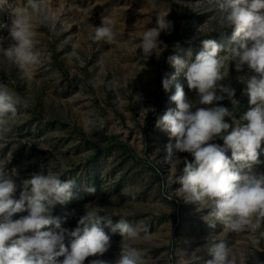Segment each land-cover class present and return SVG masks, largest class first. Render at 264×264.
Returning a JSON list of instances; mask_svg holds the SVG:
<instances>
[{
  "label": "rangeland",
  "instance_id": "1",
  "mask_svg": "<svg viewBox=\"0 0 264 264\" xmlns=\"http://www.w3.org/2000/svg\"><path fill=\"white\" fill-rule=\"evenodd\" d=\"M23 8L26 0H9ZM52 14L50 23L36 22L40 63L24 71L0 53V83L15 90L28 101L19 109L11 131L0 137V166L16 171L15 198L23 181L32 174H47L49 162L54 171L63 172L62 181L73 180V197L57 204L52 216L65 221L62 226L74 229L85 205L112 215L113 223L127 219L148 233L129 241L145 253V264H206L211 259L208 247L222 239L234 254H243L238 264H264V220L260 230L236 233L217 223L215 228L203 220L207 209L186 203L182 186L175 183L179 173L165 162L169 134L156 127L157 120L176 105L170 100L176 85H182L189 99L190 91L182 69L173 67L170 58L194 60L202 39H213L222 46L220 55L237 46L242 38L234 28H220L216 0H44ZM160 15L172 22L170 33L162 32L163 43L144 60L139 44L144 31L156 25ZM114 21V42L95 41V27L101 18ZM10 9L0 12V37H8ZM54 23L55 27H52ZM204 31L199 32L200 26ZM5 39L4 46L8 44ZM249 46L251 42L249 41ZM80 60L71 57L73 46ZM229 75L223 83L235 89L233 112L226 118L234 126L250 105L242 79L253 75L247 64L241 71L235 62L226 61ZM175 75L168 91L162 80ZM103 82V83H101ZM111 82V86L109 84ZM141 97L136 102L134 96ZM197 107H206L197 104ZM141 108L147 109L140 112ZM91 118L96 121L90 125ZM103 120V127L99 121ZM174 142V141H173ZM223 144V141H216ZM264 171V143L259 150ZM230 156V151L227 153ZM181 158L192 159L188 153ZM183 167V164L179 166ZM86 186L95 188L88 193ZM25 213H17L19 219ZM51 226L43 230H49ZM111 238V247L102 259L119 257L122 237L103 226ZM96 257H89L85 261Z\"/></svg>",
  "mask_w": 264,
  "mask_h": 264
},
{
  "label": "clouds",
  "instance_id": "2",
  "mask_svg": "<svg viewBox=\"0 0 264 264\" xmlns=\"http://www.w3.org/2000/svg\"><path fill=\"white\" fill-rule=\"evenodd\" d=\"M216 7L220 13L219 27L234 28L235 36L242 34L241 41L226 55H220L221 45L213 39H202L201 50L191 62L170 58L173 67L183 70L188 89L197 98L189 99L184 87L177 84L170 97L176 108L167 110L156 127L169 134L164 159L179 173L175 183L182 186L178 191L183 192V200L197 205L198 211L207 209L203 220L211 228L219 223L236 233L255 234L264 220V171L254 169L261 163L259 150L264 143V0H216ZM5 9L11 10L12 20L8 37H0V53L20 69L31 71L41 62L35 38L36 22L50 23L52 14L44 0H26L23 8L0 0V12ZM166 17L158 16L156 25L142 35L139 49L145 61L161 47L160 34L172 29V22ZM204 28L205 25L200 26L199 32ZM115 38L114 21L102 17L91 39L112 43ZM5 39L9 41L6 47ZM75 47L69 55L79 61ZM228 60L235 62L237 71L247 64L254 73L247 79L241 78L250 107L235 126L226 119L233 116L232 110L221 103L227 99L233 107L239 105L234 98L235 89L223 83L229 75ZM174 79L175 75L165 74L162 80L165 91ZM134 98L136 102L141 99L139 95ZM28 106L27 99L0 83V137L11 131L19 109ZM146 110L141 108L140 112ZM87 122L96 123L91 118ZM99 124L103 127L104 121ZM218 140L223 144L217 143ZM178 153H188L192 159L181 158ZM53 168L49 162L47 174L35 173L24 180L17 199L16 171L9 172L0 166V264H85L89 257L96 258L88 264H145V253L129 241L137 240L141 231L147 234L146 226L141 229L123 217L113 223L112 215L97 207L90 208L89 204L74 229L63 227L65 221L52 216L57 204L73 197L75 183L62 181L63 172ZM85 190L95 192L92 186H86ZM25 212L27 215L13 219L15 214ZM49 226V230H43ZM103 226L122 237L119 257L114 261L101 258L111 247V238ZM260 235L264 236V232ZM208 253L211 259L206 264H238L243 257L242 253L234 254L224 240L215 238Z\"/></svg>",
  "mask_w": 264,
  "mask_h": 264
}]
</instances>
